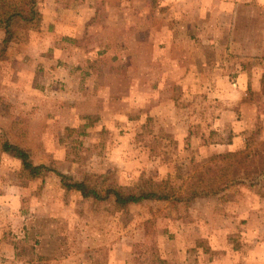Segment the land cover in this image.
Masks as SVG:
<instances>
[{"label": "rangeland", "instance_id": "374dc122", "mask_svg": "<svg viewBox=\"0 0 264 264\" xmlns=\"http://www.w3.org/2000/svg\"><path fill=\"white\" fill-rule=\"evenodd\" d=\"M37 3L6 49L0 29L1 138L75 180L228 187L120 210L0 151V264H264V77L240 72L264 57L238 54L264 46V0Z\"/></svg>", "mask_w": 264, "mask_h": 264}, {"label": "trees", "instance_id": "16d2710c", "mask_svg": "<svg viewBox=\"0 0 264 264\" xmlns=\"http://www.w3.org/2000/svg\"><path fill=\"white\" fill-rule=\"evenodd\" d=\"M41 22L42 14L38 9L37 0H17L16 2L0 0V29L5 32L3 41L5 49L14 40L18 26L33 24L34 27H38ZM0 151L10 154L20 161L23 173L28 179H45L51 175H56L61 179V185L66 191L79 193L84 199H92L95 202H112L120 210H127L132 205L142 204L147 201H174V203L191 204L200 197L219 194L228 187L227 182H206L203 180L205 176L200 174L198 176L199 180L192 184L190 188H187L184 194L163 181L161 183L152 182L151 185L146 184L143 189L136 191H126L122 187L107 185L104 176L92 175L90 178L85 177L81 180H75L52 166L35 164L27 149L1 137ZM233 157L235 163L241 165L251 155L246 153L245 156H242L240 152L228 153L222 156V159H231ZM225 171V175L228 176L229 169H225ZM221 177L224 178L222 174L219 177L217 176L219 179ZM232 180L230 182H236L239 179Z\"/></svg>", "mask_w": 264, "mask_h": 264}, {"label": "crops", "instance_id": "0c3cea01", "mask_svg": "<svg viewBox=\"0 0 264 264\" xmlns=\"http://www.w3.org/2000/svg\"><path fill=\"white\" fill-rule=\"evenodd\" d=\"M249 22H253V24H255L257 22V20L252 19V21H248V24H249ZM236 24L238 25V23H236ZM235 37H237V36L235 35ZM254 38L255 37L252 38L253 40H250L253 43L252 45H249L248 44V41H245L247 43V45L244 44L245 45V48H241L240 51H239L240 53H238V51H237V53L240 56L242 55V58L259 59V58L264 57V46L262 47V45L260 43L257 44L255 42ZM237 39H238V37H237ZM223 42H224V39H223V37H221L220 43H223ZM225 42H226V45L228 47L230 43H233L234 42V35L232 36L231 40L228 37V39H226ZM233 50L234 49L232 47L231 51H233ZM259 67H260V65L256 64V66L254 65V67L251 70L250 69L245 70L243 68H241V70H240V72L242 73V75H244L246 77V82L248 83V85H249V81H251L250 83H252L253 90L254 89L255 90L256 89L257 90L260 89V84H259L260 78H263L264 77V68L260 71ZM238 69H239V67H238ZM255 259L256 258H254V261H252L251 264H254V263L255 264H259V263L255 262Z\"/></svg>", "mask_w": 264, "mask_h": 264}]
</instances>
